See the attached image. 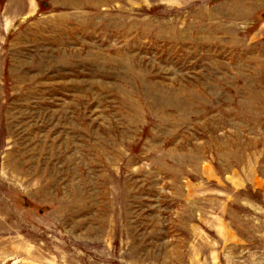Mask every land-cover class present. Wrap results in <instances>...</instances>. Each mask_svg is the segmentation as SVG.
Masks as SVG:
<instances>
[{
    "label": "rangeland",
    "instance_id": "374dc122",
    "mask_svg": "<svg viewBox=\"0 0 264 264\" xmlns=\"http://www.w3.org/2000/svg\"><path fill=\"white\" fill-rule=\"evenodd\" d=\"M0 264H264V0H0Z\"/></svg>",
    "mask_w": 264,
    "mask_h": 264
}]
</instances>
